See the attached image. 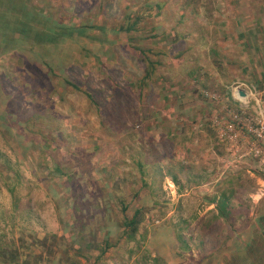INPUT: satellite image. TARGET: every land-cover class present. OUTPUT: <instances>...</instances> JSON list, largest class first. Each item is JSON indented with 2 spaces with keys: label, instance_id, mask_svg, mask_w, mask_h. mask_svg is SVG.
Instances as JSON below:
<instances>
[{
  "label": "rangeland",
  "instance_id": "obj_1",
  "mask_svg": "<svg viewBox=\"0 0 264 264\" xmlns=\"http://www.w3.org/2000/svg\"><path fill=\"white\" fill-rule=\"evenodd\" d=\"M34 1L0 0V264H264V0Z\"/></svg>",
  "mask_w": 264,
  "mask_h": 264
},
{
  "label": "built area",
  "instance_id": "obj_2",
  "mask_svg": "<svg viewBox=\"0 0 264 264\" xmlns=\"http://www.w3.org/2000/svg\"><path fill=\"white\" fill-rule=\"evenodd\" d=\"M240 90H241L240 88L237 89V93H238L237 100L241 102L243 105L248 106L247 101L244 98H242L243 96L241 97V95L239 94ZM205 94L211 99H217V95L214 93L206 92ZM248 95L249 94L247 93L246 96ZM256 119H257L256 125L247 124V130L250 134L253 135V138L247 139L249 143V147L246 153L248 155L255 157L260 162V164H264V147H262L259 143V141H262V139L264 138V120L259 117H257ZM239 121H241V117L239 113L234 112L233 115L230 117L229 121L219 123L218 125L220 128L221 137L225 138V140H230V141L239 140V135L236 127V124Z\"/></svg>",
  "mask_w": 264,
  "mask_h": 264
},
{
  "label": "trees",
  "instance_id": "obj_3",
  "mask_svg": "<svg viewBox=\"0 0 264 264\" xmlns=\"http://www.w3.org/2000/svg\"><path fill=\"white\" fill-rule=\"evenodd\" d=\"M36 6L37 7H36L35 11H37L36 12L37 16H40L42 18L44 16V14L48 15V10H46V8L44 6L38 5L37 3H36ZM86 28H88V27H86ZM152 69H154V63H150V70H152ZM74 87L76 89L80 88L78 85L77 86L74 85ZM25 88H26V85H25ZM26 92H27V89H26ZM21 96H24L23 93H21ZM24 99H26V95L24 96ZM207 131H208L209 134L210 133L214 134V130L211 129V128H208ZM60 173H62V172H60ZM260 173L261 172H258V174H260ZM65 175H66V179L69 180V181L74 179L73 175H71L68 172H65L64 176ZM84 189L85 190L81 191V193H88L89 192V189L87 190V187H85ZM215 198L216 197L213 198V201H216ZM216 208L218 210L217 219H219V218H223L224 220H230L231 219L230 198L225 193H223L222 196H220L219 199L217 200ZM126 210H127V207H124V211H126ZM141 213H142V210L141 209H137V210H135V212L133 213L132 216L125 215L124 225H125V228L131 230V236H134L135 233L138 230V226H139V224L141 222ZM231 222H233V221H231ZM263 232H264V230H263ZM262 236H264V235L262 234ZM185 245L187 246L186 243H185ZM250 245L253 246L252 243ZM185 248H189V246H187ZM185 248L183 247L182 250H185Z\"/></svg>",
  "mask_w": 264,
  "mask_h": 264
},
{
  "label": "water",
  "instance_id": "obj_4",
  "mask_svg": "<svg viewBox=\"0 0 264 264\" xmlns=\"http://www.w3.org/2000/svg\"><path fill=\"white\" fill-rule=\"evenodd\" d=\"M240 95H241V96H246L247 93H246V91H244V90H240Z\"/></svg>",
  "mask_w": 264,
  "mask_h": 264
}]
</instances>
